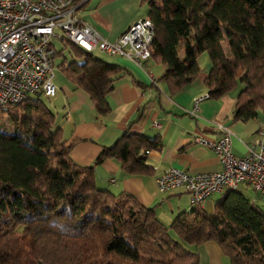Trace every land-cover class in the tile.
I'll use <instances>...</instances> for the list:
<instances>
[{"label":"trees","instance_id":"obj_1","mask_svg":"<svg viewBox=\"0 0 264 264\" xmlns=\"http://www.w3.org/2000/svg\"><path fill=\"white\" fill-rule=\"evenodd\" d=\"M141 1L153 25L150 58L164 65L161 78L170 93L195 79L196 56L205 52L208 95L218 98L240 86L232 119L264 114V0ZM61 43L69 55L63 47L55 52L63 75L88 95L98 115L107 114L106 94L124 69L64 37ZM31 95L0 107V121L6 117L11 126L5 133L0 123V214L8 213L0 220V264H197V253L179 241H212L230 264H264L262 206L231 189L212 212L195 205L164 225L153 207L132 195L97 188L93 172L105 157L127 174L148 172L145 156L157 148L155 138L126 129L101 147L92 165H78L42 94Z\"/></svg>","mask_w":264,"mask_h":264},{"label":"crops","instance_id":"obj_2","mask_svg":"<svg viewBox=\"0 0 264 264\" xmlns=\"http://www.w3.org/2000/svg\"><path fill=\"white\" fill-rule=\"evenodd\" d=\"M146 13L147 6L141 0H84L73 12L107 40L116 39L131 22ZM58 40L61 43V39ZM176 51L181 56L183 47L177 46ZM204 54L201 52L196 56L199 73L195 79L174 93L168 91L161 78L163 64L149 58L140 68L126 58L114 56L116 58L107 63L124 70L116 75L112 89L106 94L109 111L105 115H98L88 95L70 83L62 72V80L54 84L56 91L51 96L55 103H52L55 109L50 110L54 113L53 126L61 130L66 144L72 142L69 157L78 165H92L101 147L111 145L126 129L155 138L157 148L149 150L145 156L148 172L127 174L116 159L108 157L94 165L93 172L97 188L113 194L125 192L132 195L140 204L153 207L156 219L164 225L194 205L180 188L158 191L156 176L169 167L190 173L219 169L212 150L193 142L196 134L217 138L219 132L213 122L218 121L230 130L234 155H243L248 150L264 151V114L258 110L253 118L244 122L233 120L234 98L240 86L218 98L209 96L203 78L210 63ZM132 78L141 85L133 84ZM204 95L206 97L198 101L197 109L193 110V100ZM235 190L262 206V200L249 185L239 183ZM214 194L217 196H212ZM221 195L212 193L198 206L212 212ZM190 246L188 249L198 255L197 264H230L212 241Z\"/></svg>","mask_w":264,"mask_h":264},{"label":"built area","instance_id":"obj_3","mask_svg":"<svg viewBox=\"0 0 264 264\" xmlns=\"http://www.w3.org/2000/svg\"><path fill=\"white\" fill-rule=\"evenodd\" d=\"M84 0H0V107L16 104L31 94L51 97L56 91L52 81V39L69 40L86 52L93 49L132 61L143 68L152 52L153 25L147 16L131 22L114 40H107L90 24L73 14ZM60 31V33H59ZM193 100V110L197 102ZM213 126L219 136L201 134L193 142L212 150L219 169L190 173L169 167L158 174L155 184L160 192L184 190L192 205H200L212 193L249 185L262 200L264 208V151L248 150L237 156L231 151L230 130L221 122Z\"/></svg>","mask_w":264,"mask_h":264},{"label":"rangeland","instance_id":"obj_4","mask_svg":"<svg viewBox=\"0 0 264 264\" xmlns=\"http://www.w3.org/2000/svg\"><path fill=\"white\" fill-rule=\"evenodd\" d=\"M59 33H60V31H59ZM51 43H52V45H53V47H54V49L55 50H58V49H62V47H63V55H64V57L66 58V59H68L69 58V55H68V53H67V47H64L63 46V44H61L60 43V41L58 40V39H52V41H51ZM223 47H224V50H227L226 49V47L223 45ZM205 53V52H204ZM91 54L93 55V56H95V57H98V58H100V59H102V60H104V61H108V62H110L113 58H116V57H114V56H112V55H106V54H104V53H102V52H100V51H98L97 49H93L92 51H91ZM206 54V53H205ZM204 54V55H205ZM205 56H207V55H205ZM62 60V57H60L59 55H55L54 57H53V60H52V62H53V83L56 85V84H59L60 83V81L62 80L61 79V77H62V71L60 70V66L58 65L59 64V62ZM31 97H33V95H30ZM39 100L40 101H42V103H44L50 110H54L55 108H53L52 107V103H53V98L51 97V98H46V97H44L43 95H40L39 96ZM53 104H55V103H53ZM59 104V103H58ZM2 120L0 121V123L2 124V127H1V129L3 130V132H5V133H10L11 132V126H10V123L8 122V119L6 118V117H2L1 118ZM212 196H217V194H214V195H212ZM263 208V207H262ZM8 219V213L7 212H4V213H2V214H0V220H2V221H5V220H7ZM168 225V224H167ZM168 235L172 238V239H174V240H177V241H179L178 240V238L176 237V235L171 231V230H168ZM180 242V244L184 247V248H186V249H188V248H190V247H192V246H190V245H186L185 243H183L182 241H179ZM189 250V249H188Z\"/></svg>","mask_w":264,"mask_h":264}]
</instances>
